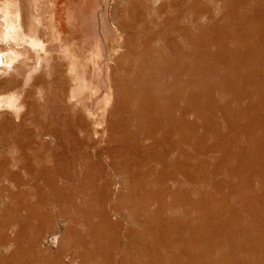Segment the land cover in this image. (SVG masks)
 I'll return each instance as SVG.
<instances>
[{
  "label": "bare ground",
  "instance_id": "obj_1",
  "mask_svg": "<svg viewBox=\"0 0 264 264\" xmlns=\"http://www.w3.org/2000/svg\"><path fill=\"white\" fill-rule=\"evenodd\" d=\"M56 8L57 0H0V171L9 184L3 191L7 189L5 195L16 204L12 214L28 210L13 242L17 246L21 241L29 245L39 242L49 217L39 214L35 207L53 202L82 209L78 212L90 237L85 239L70 227L67 239L84 249L87 242L99 249L107 231H118L121 225L111 210L123 208L131 223L144 227L150 238V245L138 244L140 231L131 227L127 238L132 249L151 259L154 256L150 264L163 262L157 248L159 251L166 242L181 239L186 222L179 221L180 217H162L161 207L150 211L151 202L170 209L181 200L173 208L188 215L183 208L186 193L173 191L171 183L181 186L189 179L193 186L211 183L219 190L224 183L210 181L216 171H204L202 156L223 151L222 157L227 159L232 154V143L207 141L208 132L219 138L220 128L217 123L205 128L207 117L201 98L198 92H186L184 77L190 76L186 82L189 86H199L198 62L210 55L209 46L222 47L236 38L233 31L226 33L217 27L219 12L221 22L241 17L248 26L254 25L253 16L257 15L258 24L264 28V0H99L89 14L80 13L95 37L90 50L62 37ZM188 61L193 66L198 64L195 70L187 71ZM169 74L173 93L168 85L158 86ZM243 152L239 148L235 154ZM215 159L217 164L222 161L216 155ZM190 160H196L195 164ZM189 173L196 174L197 182ZM119 186L126 191H116L114 187ZM66 187L71 190L63 193ZM29 190L34 192L33 199ZM78 202L86 206L81 208ZM220 202L225 205V201ZM155 222H161L156 230ZM0 240V246L10 244L7 236ZM189 242L196 244L197 240ZM26 252V247H17L9 256L0 255V264H29Z\"/></svg>",
  "mask_w": 264,
  "mask_h": 264
},
{
  "label": "rangeland",
  "instance_id": "obj_2",
  "mask_svg": "<svg viewBox=\"0 0 264 264\" xmlns=\"http://www.w3.org/2000/svg\"><path fill=\"white\" fill-rule=\"evenodd\" d=\"M98 1L99 0H57V20L60 22V29L63 32L62 37L64 39L70 40L74 44L81 45V48L84 50H90L91 48H93L95 37L91 35V31L89 28L90 25H85V21L81 20L82 18L80 19V13H82L83 15L89 14L92 9L97 6ZM253 17L257 18L258 16L254 15ZM256 18L254 20L256 22L253 26H248L243 23L241 17L236 18L235 20L231 19L233 23H226L224 21L221 22L222 19L219 12L217 16V27L220 29H224L225 32L233 31L237 35L236 38H234V40L232 39L233 41L227 40V42L224 44L225 46L223 45L222 47L219 45L216 46V44H211L208 48L210 55L208 57L203 56L200 59V62H198L199 65L195 64L193 66L191 65V63H189V61L187 62L189 64V67L188 64L186 65V69L188 67L187 71L190 69L195 70L194 67L198 65L199 72L197 76H199L200 78L198 77L199 86L192 87L189 86L188 83H186L190 79H188V77L190 76L188 75L184 77L186 81L184 84L185 90L186 92H188V94L198 92L199 97L201 98L200 104L204 106L203 110L205 111V116L207 117V125L205 126V128L209 124L213 123H217L220 128L219 138L208 132L207 141L209 143H216L222 140H226L227 142L232 143L229 147V150L232 152V154H230L227 159H225L224 156L222 157L223 151L209 152L208 154H204L202 156V159L206 162L204 171L208 173L212 169L216 171L214 172V175L210 179V181L212 182L214 180V182L217 183H221L223 181L224 184L221 185L219 190L214 189L210 185L211 183L209 185H205V183H197L195 184V186H193L194 183L190 182L189 179H185V182H183L181 186L171 183L170 186L173 191H180V189H182L183 192L186 193L187 196L183 208L188 210V215L185 216L178 207L175 209L173 208L176 207V205H178L181 200H177L178 203H176L170 209L169 207H166V205H164L163 207L162 205L154 203L153 201L151 202V207H148L150 211L154 209L157 210L159 207H161L160 215H162V217H175L177 219L180 217L178 219L179 221L183 220L184 222H186L185 226L181 228V230H183V233L179 235V237L182 236L181 239H179L180 241L174 239L172 242H166V245L159 247V251L157 248L156 252L158 255H162L163 262H155L154 260L155 264H264V28H261V25L258 24ZM240 26L241 28H239ZM247 34L250 38L247 37ZM241 38L243 40H241ZM245 45V48L242 47ZM226 48L228 49L225 50ZM239 50L241 51L238 52ZM222 53L225 54L226 58L222 56ZM200 72L202 73L199 74ZM170 76L172 75L169 74L168 76L161 78V83L159 82L158 86L163 87L164 85H168L169 87H171L170 93H173L174 86H171L173 79ZM194 77L195 75L193 72L191 79H194ZM169 79L171 81H169ZM228 83L232 85H229ZM246 85L248 87H246ZM227 87H229V89ZM213 88L216 90H214ZM254 89L256 93L254 92ZM209 91L211 92L210 94ZM0 92H2V90ZM231 96H233V98ZM226 104H229V106ZM52 106L53 109L54 107H57L56 105ZM247 109L249 110V112ZM237 128L239 129V131ZM233 140H235L236 142H233ZM239 148L244 152L240 156H236L235 153ZM187 151L191 152V147L188 146ZM215 155L218 159L222 158L221 163L217 164V162H215ZM195 162L196 160H190V163L192 165L195 164ZM107 172L109 173V175L113 176L110 170L108 171L107 169ZM189 174L190 177H192L197 182V177H195L196 174ZM258 175H262L261 179L256 177ZM120 179L121 178L119 177L117 178V184H119ZM186 182L188 184H186ZM1 184H3L4 186H2ZM8 185L9 184L7 178L0 171V189H2L0 190V239H2L3 236H7L10 238V244L6 246H0V255H4V257H6L13 252V249H16L17 247L20 249L26 247L27 252L25 258H28L26 261L29 264H48V262L51 264H61L62 262L64 264L152 263L151 261H153L154 256L151 259L150 256L144 255L143 253H139L132 249L130 239L127 238L128 229H130L131 227H137L138 231H140L138 233V239H136L138 244L146 247L147 245H150V238L148 235H146V230L144 227L131 223V217L128 215V211L124 210L123 208L116 210V212L115 210H111L110 214H112V217L114 215L113 219L121 220V225L118 231L109 230L111 233L107 231V235H105L106 241L103 244L104 246L102 245V247L96 249L97 247H95L92 243L87 242V248L84 249L81 245H79L80 243H74V241L71 242L66 237V232L70 227L76 229L82 237H85V239H88V237H90L89 232H87V230L84 228V224H82L83 218L80 217L81 215H79L80 213L78 212L82 209L78 210L77 208H75V206H73V204H62V206L53 202L52 204L48 203L46 205L36 206L35 210H37L39 214H46L47 218L49 217L45 230L41 233L43 237L39 236L41 237L39 239V242H36L32 245L21 241L17 246V244L13 242V239L18 232V224L22 223L24 215L28 210L26 208H23L21 210L22 213L19 212L18 215L12 214L13 211H16V204L15 202L12 203V201H10L6 196V193L8 192L7 189L6 191H3L4 187L7 186L9 188ZM114 188L116 189V191H126V189L122 186ZM70 190V187H66V189L62 190V192L67 193L70 192ZM27 193L29 194L28 196H30V199H33V190H29ZM205 195H207L208 197ZM168 200H170V197L166 198L167 202H169ZM201 200L202 209L198 206V202H200ZM221 200L225 201V205L223 202H220ZM194 201L196 202L194 203ZM78 205L81 208H84L86 206V204L79 202ZM193 205L195 206L193 207ZM216 206L218 207V210ZM66 208L70 209L66 210ZM9 210L11 211V213L9 212ZM6 218L9 219L7 220ZM201 219H203V222L201 221ZM78 220L79 222L81 220V222L79 223ZM34 222H37V220L34 219ZM159 224H161V222H155V224L153 225V229L156 230L160 228ZM188 227H191V229L189 228V230H186ZM122 230L125 231H123L122 233ZM162 232L165 235L168 234L165 231ZM64 239L65 241H63ZM187 239L197 240V243L192 244ZM40 241H44L42 242L43 244H40ZM121 245L123 246V249L121 248ZM91 252H93L94 254ZM50 256L51 258L49 259ZM130 256L133 258L131 259ZM164 256L167 257L165 258ZM173 257H175L176 260H174Z\"/></svg>",
  "mask_w": 264,
  "mask_h": 264
}]
</instances>
